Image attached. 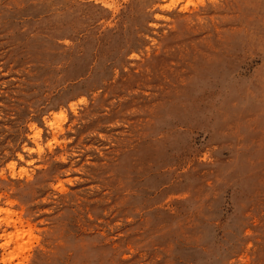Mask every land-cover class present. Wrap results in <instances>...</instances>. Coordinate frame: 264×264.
Listing matches in <instances>:
<instances>
[{"label": "rangeland", "instance_id": "374dc122", "mask_svg": "<svg viewBox=\"0 0 264 264\" xmlns=\"http://www.w3.org/2000/svg\"><path fill=\"white\" fill-rule=\"evenodd\" d=\"M0 236V264H264V0H0Z\"/></svg>", "mask_w": 264, "mask_h": 264}, {"label": "bare ground", "instance_id": "6f19581e", "mask_svg": "<svg viewBox=\"0 0 264 264\" xmlns=\"http://www.w3.org/2000/svg\"><path fill=\"white\" fill-rule=\"evenodd\" d=\"M13 223H14V222H13ZM2 233H3V232H2ZM3 236H4V235H3ZM10 236H12V235L10 234ZM0 237H1V236H0ZM10 238H11V237H10ZM5 243L7 244V242H4V243H2L1 245L5 244Z\"/></svg>", "mask_w": 264, "mask_h": 264}]
</instances>
